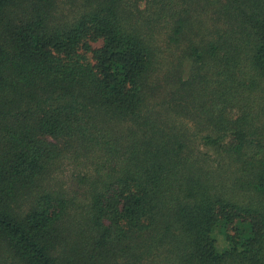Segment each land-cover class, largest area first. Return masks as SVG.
I'll list each match as a JSON object with an SVG mask.
<instances>
[{
  "label": "trees",
  "instance_id": "1",
  "mask_svg": "<svg viewBox=\"0 0 264 264\" xmlns=\"http://www.w3.org/2000/svg\"><path fill=\"white\" fill-rule=\"evenodd\" d=\"M0 264H264V0H0Z\"/></svg>",
  "mask_w": 264,
  "mask_h": 264
}]
</instances>
